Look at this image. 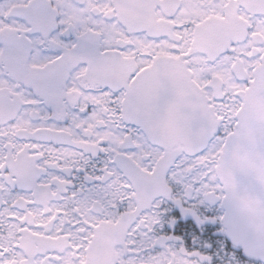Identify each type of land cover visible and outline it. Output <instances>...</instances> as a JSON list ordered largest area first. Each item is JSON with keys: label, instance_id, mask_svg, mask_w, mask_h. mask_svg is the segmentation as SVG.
Here are the masks:
<instances>
[{"label": "snow or ice", "instance_id": "1", "mask_svg": "<svg viewBox=\"0 0 264 264\" xmlns=\"http://www.w3.org/2000/svg\"><path fill=\"white\" fill-rule=\"evenodd\" d=\"M0 264H264V0H0Z\"/></svg>", "mask_w": 264, "mask_h": 264}]
</instances>
